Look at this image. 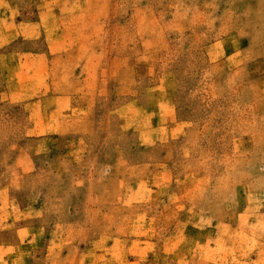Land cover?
I'll use <instances>...</instances> for the list:
<instances>
[{"label": "rangeland", "instance_id": "obj_1", "mask_svg": "<svg viewBox=\"0 0 264 264\" xmlns=\"http://www.w3.org/2000/svg\"><path fill=\"white\" fill-rule=\"evenodd\" d=\"M10 30L38 56L27 91L0 68V241L72 264L174 228L159 264H264V0H0Z\"/></svg>", "mask_w": 264, "mask_h": 264}, {"label": "crops", "instance_id": "obj_2", "mask_svg": "<svg viewBox=\"0 0 264 264\" xmlns=\"http://www.w3.org/2000/svg\"><path fill=\"white\" fill-rule=\"evenodd\" d=\"M17 36L10 30L8 34H4V37L10 39L4 40V42L0 40V62L5 57L11 58L8 64H0V68H2L3 75L18 90L27 91L31 89V85L33 88L36 87L35 80H33L35 75L29 68L28 59L38 56L37 53L27 49L2 51L6 46H14L18 42L15 39ZM41 68L44 67L41 66ZM26 230L25 227L17 228L13 236L0 241V264H39L40 260L35 255V249L39 247L38 228H28V232ZM177 235L179 233L173 228L165 232L158 240L151 232L141 235V239L137 242L133 241V233L127 229L119 237L112 235L111 232L105 235L96 234V236H92L94 237V240H91L92 249L86 250V245L83 248H76L78 251L72 259V264L84 263L88 255L92 257L88 264H118L117 261L120 262L119 264H159L162 256H169L175 252L179 241ZM59 243L62 264H70L67 255L69 247L66 246L68 243L64 235L61 236ZM55 245L57 244L54 241H47V244H44V264H53V247ZM117 245L121 256L120 260L117 258ZM134 246H136L135 254ZM86 252L89 254L86 255ZM136 257H140V263H137ZM73 260H76V263H73Z\"/></svg>", "mask_w": 264, "mask_h": 264}]
</instances>
